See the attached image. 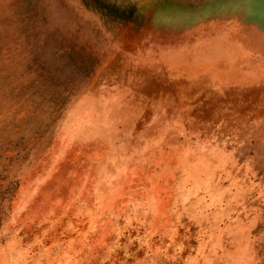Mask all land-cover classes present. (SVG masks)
Segmentation results:
<instances>
[{"label": "rangeland", "instance_id": "374dc122", "mask_svg": "<svg viewBox=\"0 0 264 264\" xmlns=\"http://www.w3.org/2000/svg\"><path fill=\"white\" fill-rule=\"evenodd\" d=\"M0 264H264V0H0Z\"/></svg>", "mask_w": 264, "mask_h": 264}]
</instances>
